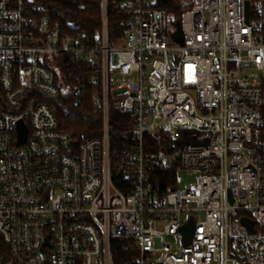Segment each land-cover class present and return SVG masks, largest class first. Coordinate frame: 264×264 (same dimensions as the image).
<instances>
[{"label":"built area","instance_id":"2783aa9c","mask_svg":"<svg viewBox=\"0 0 264 264\" xmlns=\"http://www.w3.org/2000/svg\"><path fill=\"white\" fill-rule=\"evenodd\" d=\"M44 1L0 0V264H117L113 241L121 264H264V0H183L179 20L156 0H100L93 40L63 33ZM110 8L128 16L113 44ZM61 61L89 72L79 87L101 116L77 149L47 102ZM111 110L129 116L122 162ZM181 130L195 142L156 198L150 178L178 157Z\"/></svg>","mask_w":264,"mask_h":264},{"label":"trees","instance_id":"16d2710c","mask_svg":"<svg viewBox=\"0 0 264 264\" xmlns=\"http://www.w3.org/2000/svg\"><path fill=\"white\" fill-rule=\"evenodd\" d=\"M183 0H156V6L175 14L179 20L182 13ZM44 4L55 6L61 15L58 18L61 30L69 35L85 34L89 40L95 39L100 34L101 11L100 0H45ZM128 16L123 11L109 9V42L113 44L125 35V24ZM57 71L53 72L54 83L60 90L58 97L47 100L49 106L56 114L59 127L68 134L73 147L78 148L87 139L95 138L101 132V116L91 102L90 88L79 87L82 77L87 78L89 72L79 73L75 64L64 61L57 63ZM129 116L111 110L109 116V138L111 161L122 162L127 153L128 136L127 127ZM193 132L179 131L177 139L168 143L175 144L174 151L178 154L170 169L161 171L150 178L152 195L161 197L167 190L176 187L178 178L177 170L180 167L179 154L182 149L194 141ZM124 173L120 169L113 170V182L118 187L122 182ZM113 259L117 264L125 262V253L121 246L114 245Z\"/></svg>","mask_w":264,"mask_h":264},{"label":"water","instance_id":"95a60500","mask_svg":"<svg viewBox=\"0 0 264 264\" xmlns=\"http://www.w3.org/2000/svg\"><path fill=\"white\" fill-rule=\"evenodd\" d=\"M177 32L173 35L174 40H176L177 42H181L182 38H181V34L179 31V25L177 24ZM17 135H18V144H23L25 143L26 140V128L23 125L22 122H18L17 124ZM230 202L232 203V200H230ZM242 223L249 229H252V223L246 219L242 220ZM193 223L192 221H190L187 225H185L184 227L181 228L180 232L182 235V240L184 242L185 245L189 244L192 234H193Z\"/></svg>","mask_w":264,"mask_h":264},{"label":"rangeland","instance_id":"374dc122","mask_svg":"<svg viewBox=\"0 0 264 264\" xmlns=\"http://www.w3.org/2000/svg\"><path fill=\"white\" fill-rule=\"evenodd\" d=\"M178 182H179V185H178L179 188H185L187 184H190L193 182V178L187 177L185 174H182L180 175ZM157 246L160 247L161 244L158 243Z\"/></svg>","mask_w":264,"mask_h":264}]
</instances>
